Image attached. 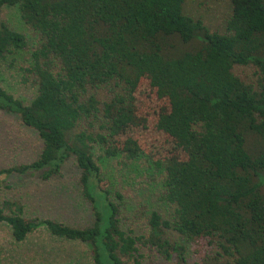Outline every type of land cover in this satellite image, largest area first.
<instances>
[{"label": "trees", "instance_id": "obj_1", "mask_svg": "<svg viewBox=\"0 0 264 264\" xmlns=\"http://www.w3.org/2000/svg\"><path fill=\"white\" fill-rule=\"evenodd\" d=\"M185 1L0 0V62L28 54L22 80L36 86L24 103L0 84V111L42 142L34 160L0 166V176L60 177L72 157L93 213L76 227L26 217L20 200L5 199L0 223L14 241L44 226L88 245L94 264H141L143 245L177 264H190L189 245L195 264H264V0H228L223 32L186 14ZM6 6L33 30L32 48L2 19ZM237 65L254 66L256 84ZM146 84L166 142L155 157L136 138L121 141L145 121ZM96 160L158 177L148 236L122 228Z\"/></svg>", "mask_w": 264, "mask_h": 264}, {"label": "rangeland", "instance_id": "obj_2", "mask_svg": "<svg viewBox=\"0 0 264 264\" xmlns=\"http://www.w3.org/2000/svg\"><path fill=\"white\" fill-rule=\"evenodd\" d=\"M183 9L186 14L200 18L210 31L223 32L230 14V3L228 0H186ZM2 19L10 27L22 32L26 36L27 47L32 48L36 43L33 30L22 21L16 6H6ZM192 44L199 43L195 40ZM23 54L24 52L15 59L8 57L7 61L0 62V84L14 97L29 103L36 94V86L32 82L22 80L20 66L26 64L24 61L28 57V54ZM234 71L242 79L256 84L254 66L237 65ZM148 89V84L141 87V91H146L139 101V104L143 105L141 120L145 121L130 127L124 136H121V141L126 136L136 138L141 146L155 157L156 154H163L160 148L166 142L163 134L155 129L153 110L158 103ZM41 147V139L33 129L22 125L16 115L0 111V166L32 161ZM97 162L101 163L104 186L111 189L110 199L119 206L122 228L132 231L135 236H148L146 213L152 209H160L162 204L157 199L160 188L158 177L154 176L155 179L151 181L148 175L138 174L136 169L134 175L122 170L116 162L108 165L100 160ZM79 174V169L71 157L63 167L60 177L44 180L37 174L8 178L0 176V207L5 199H16L23 204L26 217L47 218L84 227L93 221V213L90 203L81 194ZM115 193L121 194L123 198H117ZM193 251L189 245L187 254L190 264H195L199 256ZM139 252L143 254L141 264H177L176 257L165 260L150 245L141 246ZM50 263L94 264L90 248L86 244L53 236L44 226L36 228L23 241L17 242L11 237L9 226L0 223V264Z\"/></svg>", "mask_w": 264, "mask_h": 264}]
</instances>
